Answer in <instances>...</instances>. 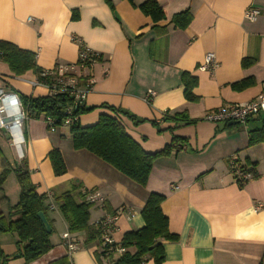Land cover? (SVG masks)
I'll list each match as a JSON object with an SVG mask.
<instances>
[{
  "label": "crops",
  "instance_id": "0c3cea01",
  "mask_svg": "<svg viewBox=\"0 0 264 264\" xmlns=\"http://www.w3.org/2000/svg\"><path fill=\"white\" fill-rule=\"evenodd\" d=\"M143 1L0 0V40L35 53L37 68H51L58 62L75 64L78 44L73 36L101 54L92 66L81 69L76 65L73 71L79 80L93 79L81 104L87 110L78 114L79 125H93L104 113L113 115L103 107L111 106L120 110L113 116L145 152L162 150L173 137L180 140L167 155L154 160L142 186L90 151L73 149L69 127L50 132L40 116L29 117L22 127V151L31 180L38 192L52 196L48 202L71 190L78 191V202H86L91 190L99 192L104 204L119 213L112 234L116 243L125 232L144 225L140 211L149 193L162 194L161 211L176 239L161 241L165 253L161 264H259L264 253V128L261 142L249 145L248 138L251 130L262 126L263 112L241 125L209 122L204 114L248 101L262 90L264 0H157L165 19L156 23L139 9ZM249 7L259 10L253 21L244 15ZM184 9L189 10L190 22L177 28L171 16ZM207 52L217 60L212 73L198 68ZM245 59L253 63L243 66ZM183 72L196 80L194 101L183 95ZM36 78L31 70L11 75L0 60V86L24 95L46 96V87L31 85ZM245 78L253 79V84L242 90L231 87ZM149 89L154 94L147 101ZM178 113L194 121L180 124L165 118ZM0 138L12 146L4 132ZM52 148L63 157L64 174H53L47 157ZM232 154L242 166L253 168L242 188L229 169ZM5 155L15 160L13 154ZM18 192L11 172L0 198H7L11 206ZM0 211L7 213L1 202ZM105 211L91 204L89 224ZM48 216L57 230L50 240L52 248L27 264H48L64 256L72 264H110L119 255L97 256V243L86 244L85 232L78 231L70 232L77 249L69 257L62 238L67 224L56 204ZM16 241L15 234L0 233L7 264H24ZM143 264L154 262L147 257Z\"/></svg>",
  "mask_w": 264,
  "mask_h": 264
},
{
  "label": "trees",
  "instance_id": "16d2710c",
  "mask_svg": "<svg viewBox=\"0 0 264 264\" xmlns=\"http://www.w3.org/2000/svg\"><path fill=\"white\" fill-rule=\"evenodd\" d=\"M139 9L152 18L156 23L165 19L163 10L157 0H145L138 5ZM76 17V12L72 14ZM191 15L188 9H184L171 16L170 21L177 28H185L190 22ZM0 60L5 62L11 75L18 76L28 70L33 71L37 78L43 69L37 68L35 64V53L29 50L21 49L15 44L6 40H0ZM253 61L245 59L242 61L243 66L252 64ZM4 81V80H3ZM54 79L47 77L46 82H53ZM78 84L86 83V79L77 78ZM182 84L184 85L183 95L185 99L194 101L195 95L192 93L196 80L189 74L182 73ZM253 84V79L245 78L231 84L234 89L242 90ZM4 87L12 90L7 85ZM15 92V91H14ZM17 93V92H16ZM22 107L29 112L30 118L37 119L40 115L63 117L62 108L72 103V98L67 93L57 95L47 94L46 96H31L17 93ZM110 110L113 115L120 112L119 109L111 106H103ZM87 109L81 104L74 109L75 114H82ZM110 114H101L98 121L90 126H84L76 122L69 126L73 149H85L101 158L109 165L123 173L125 176L135 181L139 185H145L151 166L154 160L162 155H167L170 149L180 140L173 137L171 143L166 145L162 150L149 153L145 152L128 133L121 122ZM130 119L134 118L124 114ZM166 119L187 124L192 119L185 113H178L174 116H165ZM174 127L170 126L169 129ZM264 112L262 113V126L249 132L248 144L252 145L263 140ZM47 157L50 161L53 174L55 176L66 172L65 163L60 151L57 148L49 150ZM22 157L20 162L10 161L0 146V190L6 181L8 175L12 172L15 176L19 192L18 199L14 205L8 206L6 214L0 211V233H13L17 237L18 256L27 264L43 254L47 253L52 244L50 234L53 232L52 221L48 216L51 210L50 204H56L63 219L67 224L68 232L78 231L85 232V243H97L100 251L97 256L109 258L113 253L108 250L107 246H102V232L97 226L89 224V206L87 201L78 202L72 195L71 191L64 192L59 196H54L51 202L48 200L52 197L46 192H38L37 185L32 182L30 172ZM251 168H245L246 171L252 172ZM239 188L245 183L237 180ZM50 197V198H49ZM163 195L150 192L145 204L143 205L140 215L144 225L140 228L125 232L120 241V245L125 251L120 253L117 258L110 264H142L148 257L153 260L154 264H161L164 261L165 253L162 246V240L173 241L176 235L168 229L167 217L161 211L160 203ZM0 200L6 201L5 197ZM103 208L109 213H114L103 200ZM38 212H42L51 226V232H46L39 217ZM116 245V244H115ZM8 258L0 248V264H7ZM48 264H72L67 256L51 261ZM259 264H264V253Z\"/></svg>",
  "mask_w": 264,
  "mask_h": 264
},
{
  "label": "built area",
  "instance_id": "2783aa9c",
  "mask_svg": "<svg viewBox=\"0 0 264 264\" xmlns=\"http://www.w3.org/2000/svg\"><path fill=\"white\" fill-rule=\"evenodd\" d=\"M258 13V9L249 7L245 10L244 15L248 20L253 21ZM71 39L78 44L76 63H55L53 67L43 69L40 73L41 78H36L30 82L33 86L42 85L46 87L48 94L57 95L59 93H67L72 98V103L62 108L63 117L60 119L57 116L40 115V118H42V121L50 132L57 131L60 126L69 127L78 122V115L75 114L74 109L85 100L93 84V79L89 77L84 85L78 84L77 77L73 71L76 65L81 69L90 67L101 57L99 52L87 47L80 38L73 36ZM216 66L217 60L214 54L207 52L203 56V60L200 62L198 68L212 73ZM47 77L52 78V80L54 79V81L50 83L46 82ZM153 94L154 92L152 90H147L146 100L150 101ZM260 112H264V83L262 90L254 98L245 102L234 103L210 110L204 114V119L213 123L237 121L238 123L244 124L249 118ZM27 118H29V115L22 107L17 93L0 86V132L8 134V140L14 147L15 153L19 158L23 157L22 124ZM228 164L231 174L239 182L246 183L251 177V172L245 170V167L242 166L235 154H232L228 158ZM103 200V197L95 190L89 191L86 195V201L91 204L103 206ZM52 207L53 204H50V208ZM118 216L119 213L116 211L114 213L105 211L93 223L102 232V246H107L108 250L113 254H120L125 251V248L119 243H116L112 237L117 227ZM62 238L67 248V254L70 257L72 252L77 249L75 238L69 232H64Z\"/></svg>",
  "mask_w": 264,
  "mask_h": 264
},
{
  "label": "rangeland",
  "instance_id": "374dc122",
  "mask_svg": "<svg viewBox=\"0 0 264 264\" xmlns=\"http://www.w3.org/2000/svg\"><path fill=\"white\" fill-rule=\"evenodd\" d=\"M15 93H16V92H15ZM221 122H225V121H221ZM24 124H25V123L22 124V127L24 126ZM237 125H241V124L238 123ZM8 142H10V141H8ZM0 146H1V148H3V151H4V152H6V153H8V154H9V153L13 154V155H14V158H15V160H16V162H20V161H21L22 158H18V156H16V153H15V149H14V147H13V146H10L11 148L8 147L7 143L4 142V141H2L1 138H0ZM23 149H24V145H23ZM18 151H20V150L18 149ZM24 152H25V151H24ZM67 186H68V188H69L68 183H67ZM53 192L56 193V195L58 194V192H57L56 190H54V189H53ZM71 193H72V195H73L75 198L77 197V198L80 200V197H78V191L71 190ZM0 202L6 205V208H7V211H8V206L10 205V204H9V200L6 198V201H2V200H0ZM7 211H6V212H7ZM56 233H57V230H56V228L54 227L53 232L50 234V240H52L54 237L57 236Z\"/></svg>",
  "mask_w": 264,
  "mask_h": 264
},
{
  "label": "water",
  "instance_id": "95a60500",
  "mask_svg": "<svg viewBox=\"0 0 264 264\" xmlns=\"http://www.w3.org/2000/svg\"><path fill=\"white\" fill-rule=\"evenodd\" d=\"M238 122L237 121H229L228 124H231V125H234V124H237ZM2 131H4V129H2ZM5 136L8 138V134L5 133ZM37 216L39 217L44 229L46 232H51V226L49 224V222L47 221L45 215L42 213V212H38L37 213Z\"/></svg>",
  "mask_w": 264,
  "mask_h": 264
}]
</instances>
